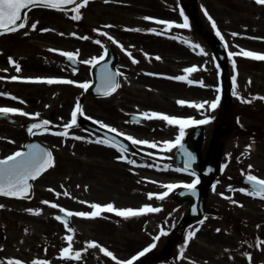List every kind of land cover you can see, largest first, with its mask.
<instances>
[{
  "label": "flooded vegetation",
  "instance_id": "af4514ba",
  "mask_svg": "<svg viewBox=\"0 0 264 264\" xmlns=\"http://www.w3.org/2000/svg\"><path fill=\"white\" fill-rule=\"evenodd\" d=\"M139 3H141L142 14L156 15L167 21L170 20L169 10H160L161 7H155L153 1ZM219 6L223 8L220 9ZM178 8L183 10L184 16L189 14L191 21L188 28H183V32L179 28L178 39H173L169 32L160 35L156 34L158 32H145L143 29L136 32H120V40L116 50V67L120 73L121 82L117 92L114 93L116 97L113 99L111 96L100 98L101 101H109L111 103L110 108L102 107V110L98 112L88 107L85 114L93 122L115 128L121 136H131L138 140L158 144L157 148H148L145 145V151H140L135 155H143L146 151L162 152L163 142L174 141L177 136V134L170 133V129L179 133L178 125H168L167 122L161 120L144 119L143 123L147 122V124L137 123L135 116L139 114L157 112L179 119L197 121L208 119L209 122L203 126L208 128L209 123H211L213 127L209 135L206 131L202 151L206 153L209 147L216 142L220 143L222 149L225 150L221 172L213 186L217 190V185L224 183L223 179L228 178L231 183L228 184L229 188H224V191H218V193H228L232 200L237 203L218 202L211 205V196L214 191L212 187L207 216L197 232V238L206 241L210 250H206L204 246L198 248L188 242L187 256L190 255L195 263L228 264L223 258L229 260L233 256L237 263L243 261L244 264H249L247 256L250 255L251 264H264V245L254 246L258 240H264V211L256 206V203L264 205V200L253 198L238 191L241 188L249 189L242 185L243 179L249 173L264 179V166L256 164L251 169L248 166L245 169V174H241L236 161V155L241 151L251 152L257 149V145L251 144V140L256 138V135L264 136V103H261L260 99H254V97L264 95V88L259 82V80H262V83L264 81V70H261L260 67L264 66V61L252 60L242 55H234L230 58L228 55L230 52L238 53L241 49L264 54V6L256 4L255 0H194V3L192 0H180ZM132 11L133 9L127 8L120 13L121 10L118 9V13L123 17ZM205 11H207L208 16L205 15ZM209 16L212 18L211 21ZM171 18L176 22L182 20L181 15L177 13H174ZM212 21L216 24L215 29L212 27ZM226 24L231 27L225 28ZM191 28L194 29V32L190 31ZM186 30L189 31L186 32ZM217 30L221 33L223 40L216 35ZM233 33L237 35L233 36ZM185 40L190 44L199 45V48L190 47L189 44L183 42ZM216 40L221 43H216ZM203 46H207L209 49L206 53L201 54ZM156 57L161 59L158 60ZM9 58L20 65V72H16L15 67L9 64ZM204 58H209L206 65H204ZM133 59L138 63L133 64ZM233 61L236 65L235 70L233 69ZM31 63H33L31 59L24 60L18 56L15 57L10 49L0 50V94H2L0 95V108L8 107L17 109L18 112L25 109L29 113L38 111L43 113V106L51 103V98L54 97L52 87L55 84L23 81L42 79L43 74L52 75V77L58 76L59 69L54 64H47L42 69L41 64L33 67L30 65ZM194 66L198 68L196 72L184 73L183 69ZM249 67H253L255 70H249ZM60 71L61 79L68 80L72 77L65 71ZM246 72L249 73V76L238 80V75ZM183 75H187L188 81H192V83L174 79ZM234 75L236 77L235 84L232 80ZM13 76L19 79L13 81L11 80ZM217 89L220 91L217 92ZM25 90L29 94L27 99L30 106H27L23 100L26 96ZM217 95L220 96V103L212 110L209 104L215 101ZM11 97H16V99ZM246 100L250 102H243ZM177 101H185L186 103L181 105ZM201 103H204L203 109L189 106V104ZM12 115L21 120L19 114ZM56 116L60 118L54 121ZM255 116L261 120H256ZM47 118L53 120L54 123L34 130L35 135L29 134V123L27 122L19 126L0 120V135L6 134V136H0V159H5L16 151H22L27 141L32 139H39L57 150H62L61 144L65 137L54 135V130H57L56 127L60 123L62 127L69 123H63V120L69 121L70 116L52 112L51 117ZM43 121L45 120H37L36 123L42 124ZM257 121H262L263 125ZM197 126L199 125L187 127L184 139ZM95 136L96 134L88 132L85 149L88 159L97 155L103 165L99 169L88 165L89 173L97 170L102 174V168H104L105 175L108 176L113 172L117 173L124 164L125 169L132 176L127 177L126 180L133 184V167H129L131 164L126 162L127 159H118L123 155L120 151L121 148L117 145L116 147H108L106 144L94 143L92 141H95ZM66 138L68 139V137ZM98 138L107 140L101 136ZM237 142L241 144L235 145ZM229 146L231 149H226ZM92 148H98V150L91 153L89 150ZM57 150L55 151L57 152ZM231 152L232 156L226 161V157ZM54 167L55 164L51 169ZM106 176L103 180L108 182L109 176ZM42 178L36 184V189L41 187L40 184H44L41 188L47 191L35 192V195L29 200L0 196V199L5 201L2 206L4 207L3 204L7 205L3 208L6 212L10 209V202L35 207L31 209L32 214L27 218L26 224H22L20 227L22 230V237L20 238L16 237L15 231L22 218L17 216L11 219L10 216L3 215L1 228L4 234L0 241V264H6L8 259H18L22 264H32L33 260H45L48 264H90V249L84 251L87 243L90 242V236L87 232L76 229V225L81 222L80 220H75L71 233L65 232L62 224H59L55 218L58 215V210L50 206L53 203L59 205L57 195L50 191L57 181ZM113 179L121 180L122 177L116 176ZM146 185L149 187L152 185V188L159 185L161 190L164 189L161 187L162 183ZM161 190L157 194H161ZM153 191L150 190L151 193ZM165 191L166 189L163 190V192ZM175 191L176 189H174V194ZM171 194L172 192L169 193V195ZM216 195L220 197L217 193ZM163 200H167V197ZM43 201L49 203H42ZM85 210L89 211V207L85 206ZM35 212H38L39 215L34 214ZM226 214H228L226 217L228 231L226 229L221 230L222 234L219 235L213 223L217 222L219 216ZM32 215L37 216V218ZM24 220L26 219L24 218ZM94 223L96 224L92 225ZM106 223L116 224L114 220L104 219L101 216L94 218L93 221L88 218L82 220L84 227L98 232L102 231L99 230V227L102 228L103 224ZM186 230L189 229L182 228L181 233L186 234ZM67 235L73 236V251L82 252V258L78 261L60 258L61 249L68 246L64 239ZM234 237L241 238V242H231ZM174 243H176L175 237H171L161 251L158 250L157 245L146 256L140 257V261H135V264H186L181 257L173 254L166 255V251L170 246H174ZM223 244L227 245L229 250L219 252ZM144 246L145 244L138 245L132 253L122 257V260L130 259L131 255H136L142 251ZM174 251H176V247H174Z\"/></svg>",
  "mask_w": 264,
  "mask_h": 264
},
{
  "label": "rangeland",
  "instance_id": "374dc122",
  "mask_svg": "<svg viewBox=\"0 0 264 264\" xmlns=\"http://www.w3.org/2000/svg\"><path fill=\"white\" fill-rule=\"evenodd\" d=\"M132 2H138L139 0H130ZM127 0H95L90 1L87 3L86 6L80 8V19L72 20L71 17L75 15V12H57L52 10H47L43 8H33L31 9L28 14L27 18L29 19V23H35L36 27L41 24V22L47 21L48 24L45 25L47 29L52 28L58 31V35L55 38L58 40L57 44L54 47L56 49V56H51L46 49H43V45H46L47 40L43 37H38V40H28L25 43L22 41H17L15 46H13V50L17 53V56H21L24 60L31 59L33 63L30 65L34 67V65L41 64V68L44 69L45 65L54 64L59 70L57 74L58 78L52 77V75L46 76L43 74V79H60L61 78V71H65L69 75H73V78L69 80L74 81L73 84H55L52 89V93H54V97L51 98V103L43 106V113L36 112L35 117L37 116L38 119H43V117L51 116L52 112H57L64 114L66 116L71 117V112L74 110V107L77 102H79L83 114L85 113L86 108H91L95 111L102 110V107L110 108L111 103L109 101H95L90 96L89 89H81L77 85L80 83H88L91 79L89 75L92 71L91 64H85L83 61L91 60L93 58H99L104 54V46H95L94 44L96 40H99L100 33L103 32V28L101 25L104 23H108L109 26H119L120 30H125L127 32H132L136 30V25L141 21V18L138 13H135V8L138 6L136 3L132 5H127ZM142 2L146 3L147 1L151 0H141ZM155 7H161L163 2L167 3L169 6H175L179 2V0H153ZM131 4V3H130ZM165 4V7H167ZM129 6V7H128ZM222 9V6H219ZM127 8L134 9L131 14H126L125 17L121 16L122 13ZM213 8V7H212ZM118 9L121 10L118 13ZM138 12H141V9H137ZM161 10V8H160ZM178 14V13H177ZM172 15V12H171ZM140 19V21H138ZM78 21V22H77ZM53 23V24H51ZM42 26V25H40ZM155 26H159V24L155 23ZM147 27V26H146ZM208 25L206 26V28ZM231 27V26H230ZM228 24H226L225 28H230ZM189 31V30H188ZM191 32H194V29L191 28ZM32 36L36 34V31L29 30ZM35 32V33H32ZM110 32H115L112 30ZM63 33V35H61ZM72 34V35H71ZM113 36V35H112ZM83 37H88V39H83ZM115 38V36H113ZM21 37L20 39H23ZM6 38H0V48L2 47V43L5 41ZM207 45V44H206ZM209 48L207 46H203V53H206ZM61 52H71L73 54H77V58L80 62H82V67L78 69H71L69 64L65 61V56H62ZM209 61V58H204V65L206 62ZM264 70V66H260ZM255 70L253 67H249V70ZM249 76V73L246 72L244 74L238 75V80L242 77ZM66 80V79H60ZM264 88V81L262 83ZM27 97V90H25ZM264 97V95L262 96ZM114 98V97H113ZM261 103H264V99H260ZM38 114V115H37ZM29 117V115H28ZM27 117V118H28ZM58 118H55L54 121H57ZM256 120H261L257 116H255ZM71 120V119H70ZM63 122H66L63 120ZM263 125L262 121H257ZM32 123V122H31ZM213 125L209 123V127L206 131H208V135L212 130ZM73 131L69 132V136L81 137L80 140L72 139L70 141L63 139L62 147L63 149L59 151V164L51 171L49 174L44 176V180L52 179L57 181L60 185L65 180H69V178L73 179V186H70L69 190H65V193L71 194L70 197L65 195L66 200H70L73 207L78 204L79 211L84 209V201L87 202L86 198L89 194V199H95L98 201V204L101 202H107L108 200L113 201L115 204H118L117 209H127V208H135L139 209L142 206L149 205L151 207L160 208L161 211L157 213H148L146 216H136V217H122V221H115L116 224L111 225L110 223L103 224L102 228L99 227L100 232L94 231L92 229L87 228L86 226L83 227L79 225L77 227L86 230L88 235L90 236V242H96L100 246L104 247L105 249L111 251L113 255L116 257L117 260L123 261L122 257H125L127 254L133 252L138 245H144V248L149 247L151 244L155 243L156 246L158 245V250H162L164 245L167 241L171 238L174 234L175 241L174 246H170V248L166 251V255H174V247H178L181 240L180 239V224L181 218L186 214L188 209V203H175L173 202V195L167 200L160 201V199H156L155 196L153 199H148V191L154 190V194H157L161 188L156 187L152 188V185L149 187L144 182H149L148 184H154L156 182L162 184H184V183H191L194 180L193 176L183 175L180 171L177 172L176 168L171 167L170 165H165V168H168L169 171L161 172L162 168L160 164L157 163L151 153H147L146 156L138 157L137 159L133 158L137 162V167L132 170L133 179L132 183L127 181V177H132L129 172H127L124 168L122 170L127 172L124 174L122 172H117L113 174H109L108 182H105L103 179L105 177L101 176L94 170L92 173H88L87 166L89 164L99 167L100 164L103 165V162L96 157H92L88 159V154L85 149V143L87 140L86 133L79 127H73ZM170 133L177 134L174 129H170ZM264 135V134H263ZM0 136H6V134H1ZM256 138L251 140V144L257 145V149L255 151H241L238 155H236V161L238 164V170L241 174H245V169L248 168L249 165L253 167L256 164L264 166V136L256 135ZM231 143V142H230ZM245 143V142H243ZM229 144V143H228ZM241 144L237 142L235 145ZM226 149H231L230 146L226 147ZM98 148H92L91 153H95ZM174 150L168 151V156H173ZM229 151L227 152V154ZM232 156V152L227 156L226 161ZM158 157V156H156ZM244 164L243 166L241 164ZM124 165V164H123ZM146 165V166H145ZM157 170V171H155ZM168 173L174 174L169 175ZM168 174V175H167ZM122 177L121 180H115L113 177ZM225 176V175H224ZM112 177V178H110ZM152 178H156V182L152 181ZM149 179V180H147ZM61 182V183H59ZM120 182V183H119ZM224 183H219L217 185V190L213 191L211 196V205L220 203H232V198L227 193H218V191H224V188H229L228 184H231L228 178L223 179ZM119 183V184H118ZM59 185L54 184L56 187L54 192L60 194V192L64 193L63 190H58ZM41 187L44 184H40ZM71 187H74V190H71ZM91 187V189H90ZM238 188V186H236ZM157 189V190H156ZM159 189V190H158ZM165 189V188H164ZM161 190V194L163 190ZM60 191V192H59ZM46 192L44 189L39 188V193ZM220 196L217 197L216 193ZM223 194V195H221ZM227 197H230L228 199ZM1 202V201H0ZM2 203V202H1ZM92 204V203H91ZM233 204V203H232ZM4 207L7 206L3 204ZM258 209L264 211V205L260 203H256ZM0 207V225L2 224L3 215L10 216L11 219L14 217H21L22 220L19 221L18 228H16V237H22V230L20 227L22 224H26L28 221V217L31 216V208L25 204H18L16 202H10V209L6 212L3 208ZM223 207V206H221ZM226 208V207H223ZM5 212V213H4ZM77 212V211H75ZM259 212V211H258ZM4 213V214H2ZM27 213V214H26ZM31 213V214H28ZM224 214V213H223ZM25 216V217H22ZM228 214L219 216L217 222L213 223L215 226V230L220 229L218 232L219 235L222 234L221 230L226 229L228 231V227H226V217ZM35 217V216H34ZM24 218L26 220H24ZM81 218V217H80ZM81 220V219H80ZM128 220L130 224L125 222ZM93 221V220H92ZM208 222V220H207ZM96 223L92 224L95 225ZM159 226V228H157ZM168 228V234L161 236L158 241H154V237L159 235L162 227ZM105 227V228H104ZM92 228V227H91ZM195 228L191 229L190 231H194ZM189 231V232H190ZM188 232V233H189ZM187 233V234H188ZM187 234L185 238L187 237ZM192 240V239H191ZM191 242H195L193 245L198 247L204 246L206 249L210 250L209 245L203 239L196 238L193 239ZM231 242H241V238L234 237ZM123 248V249H122ZM183 248L184 250L188 248V246H182L179 248L178 253H176L177 257H181L180 250ZM229 247L224 244V247H220L219 250H228ZM146 255V254H145ZM182 261L186 264H192L194 261L191 259V256H187V251L183 253ZM228 264H244L243 261L237 263L233 256L230 257L229 260L223 258ZM90 264H115V261L111 257H106L99 251V249H90ZM193 264H203L201 263H193Z\"/></svg>",
  "mask_w": 264,
  "mask_h": 264
},
{
  "label": "snow or ice",
  "instance_id": "6c2138e0",
  "mask_svg": "<svg viewBox=\"0 0 264 264\" xmlns=\"http://www.w3.org/2000/svg\"><path fill=\"white\" fill-rule=\"evenodd\" d=\"M105 2H108V0H105ZM88 3V0H81L80 3H77V0H0V35L5 34L7 32H16L20 29H24L26 27V24L24 23V20L26 19V14L22 15L24 10L29 9L30 7L35 6H43L55 10H62L64 5H76L75 8L72 9L73 12L76 14L71 17L72 20H79L81 17L79 15L80 8L86 6ZM255 3L261 6H264V0H255ZM180 15L184 17L183 23L180 24H174L169 21L165 20H154V23L165 26L162 30V32H166L172 28H188V18L184 16L183 10H181ZM205 15L208 16L207 11H205ZM211 21V17H208ZM144 19L150 20L152 18L145 17ZM111 27V26H106ZM212 27L215 29L216 24L214 21H212ZM32 30H36V24L33 23L31 25ZM42 31H50L49 29H43ZM136 31H139V29H136ZM162 32L156 33L157 35L162 34ZM27 35V33H25ZM101 35H107L106 33H100ZM63 35V33H61ZM216 35L220 37L221 40H223V37L221 36V33L217 30ZM233 36H236V33L232 34ZM110 40L111 37H108ZM83 39H88V37H83ZM175 39V37H173ZM186 44H189L192 48H199V45L196 44H190L188 41H183ZM95 43L100 44V40H96ZM225 47L227 45L225 44ZM51 51V50H50ZM62 56H66L67 59L73 63H75L77 59V54H73L71 52H61ZM201 54L203 53V50H201ZM229 57L231 58L234 55H242L245 58H250L252 60L256 61H264V54L256 53L254 51L250 50H244L241 49L238 53H229ZM107 56V51L105 50L104 55L100 56L99 58H93L91 60L83 61L85 64H91L95 66L96 64H99L101 61L105 59ZM156 59H161L160 57H156ZM132 63H138L135 59L132 60ZM9 64L13 65L15 67L16 72H20L21 68L19 64H16L11 58H9ZM236 65L233 61V69L235 70ZM198 70L197 67H190L183 69L184 73L191 74L193 72H196ZM6 71V70H5ZM120 75V73H115L112 76L109 77V81L107 83V86L103 92L105 96L111 95L113 92L116 91V89L119 87V84L115 82L114 76ZM153 75V74H150ZM19 78L16 76L11 77V80L16 81ZM174 79L178 81H187L188 83H192V81H188L187 75L183 76H177ZM233 84H235L236 77L235 75L232 77ZM23 82H30V83H46V84H73L74 81L72 80H60V79H28ZM81 89L87 90L90 85L87 83H80L77 85ZM201 86H203L201 84ZM99 91V90H98ZM220 90L217 89V92ZM236 94L235 92L233 93ZM2 95V94H0ZM12 99H16V97H11ZM254 99H264V97H254ZM245 103H249L250 101H243ZM178 104H185V101H177ZM207 103V102H206ZM220 103V96L217 95L215 101L211 102L209 104L210 109L214 110L218 104ZM190 107H195L198 109L204 108V103L201 104H189ZM8 114H19L27 116L28 113L24 112H18L17 109L14 108H8L3 107L0 108V115H8ZM79 115H83V111L81 109V106L79 102L76 103L74 110L71 112V120L69 123L65 124L64 131L56 132L54 135L68 137L69 132L68 130L73 128L77 125V117ZM38 115V114H37ZM143 119H156L167 122L168 125H178L179 126V135L176 136L174 141H165L163 142V148L162 151H171L172 149L179 148L183 150V144L182 141L185 136V129L187 127H191L193 125H203L208 123V119L204 120H192V119H179L176 117H171L166 114H161L157 112H145L141 114V117L137 118L136 122L139 123V120ZM99 123V122H95ZM49 121L45 120L41 123H33L29 128L28 132L29 134L35 135L36 132L34 130L43 128L44 126L48 125ZM100 128H106L111 133H116L117 135H121L120 133H117V130L115 128H109V126L99 123ZM73 139L80 140L81 137L75 136L72 137ZM125 139L130 141L132 145H146L148 148H157L158 144L156 142H149L146 140H138L134 139L131 136H125ZM97 144H106L108 147H116V144L113 142H109L104 139H97L95 141H92ZM29 150L27 152L24 151H16L14 154L9 155L7 158L0 160V196L5 197H14L18 199H26L29 195V189L31 188V185L29 184L30 180L37 179L43 172H45L49 167L53 166V160H52V153L50 151H46L45 149L41 148L39 145L33 144L28 146ZM120 151L126 152L127 148L122 147ZM151 155V154H149ZM183 155L185 156V163L184 168L180 169L177 168L176 171H188L189 168H191V164L194 161L195 157L187 151H183ZM118 159H126L123 155L121 157H118ZM129 164H134L135 161L133 160H127L126 161ZM146 166V165H145ZM249 169H251V165H249ZM190 175H195V173H189ZM246 180L248 184L250 185L249 189L245 190L243 188L238 189L241 193L251 196L253 198H259L261 200H264V179H260L255 175L247 174ZM200 183L199 178L194 179L191 183H184V184H163L161 187L165 188L166 191L162 194H148V199L151 200L155 196L156 199L163 200L166 196L169 195L174 189H186L190 191L193 195H195V189L197 185ZM213 190L215 191V186H213ZM51 191V189H50ZM184 193L182 192L181 195ZM59 195V194H57ZM64 195H68L67 193H64ZM223 195V194H221ZM230 199V197H227ZM42 203L48 204V201H43ZM233 204H236L237 202L235 200L232 201ZM52 208H58V205L51 204ZM242 207V205H240ZM2 207V205H0ZM89 207L93 210L90 213L85 212H71L66 211L64 208L60 207L59 211L64 214L65 217H73V216H79L83 218L88 219H94L97 217H100L102 213H114L116 216L119 217H135V216H141L145 215L147 213H157L160 212V208L151 207L149 205L142 206L139 209H116L115 206L111 203L107 205H100L96 203H92L89 205ZM32 211V210H29ZM34 214L39 215L38 212H35ZM58 221H61L64 224V227L68 232H72L73 229L69 227V222L67 219H63L61 216L55 217ZM203 220L200 221L201 224H203ZM199 231V229H196L195 231H190L187 234L186 240H185V246H187V243L193 239L196 235V232ZM220 229H217V232H219ZM167 235V232H165L163 229H161L160 234L155 236L153 239L154 241H158L161 236ZM65 241L68 243L67 247H64L60 251V258L65 260H80L82 258V252L81 251H73L72 248V242H73V236L67 235L64 237ZM261 245H264V240H258L257 243L254 245L255 247H260ZM156 247V244L153 243L149 247L144 248L142 251H140L137 255H134L131 257V259H128L126 261H120L117 260L116 257L113 255V253L104 247L100 246L96 242H89L87 243L84 251H87L88 249H99L101 253H103L106 257H111L115 264H135V261L139 260L140 257H143L146 253L150 252L153 248ZM184 249L181 248L180 255L181 258H183ZM249 260V264H251V256H247ZM6 264H22V262L18 259H8L6 261ZM32 264H48L45 260H33Z\"/></svg>",
  "mask_w": 264,
  "mask_h": 264
},
{
  "label": "water",
  "instance_id": "95a60500",
  "mask_svg": "<svg viewBox=\"0 0 264 264\" xmlns=\"http://www.w3.org/2000/svg\"><path fill=\"white\" fill-rule=\"evenodd\" d=\"M80 1L81 0H77V3ZM71 6L73 5H64L63 8H69ZM103 64L104 63L102 64L100 63L95 67L96 76H95V82L92 85L94 94L102 95L106 88L103 85L104 77L102 76L103 69L101 67V65ZM79 121L82 126L88 127V124L82 117H79ZM97 130L100 131L99 129ZM201 137H202L201 131H194L193 133H191L188 136L187 141L183 143V150L179 148L177 149L176 158L174 160V163L177 166L184 168V163L186 158L183 155V151L190 152L195 157V159L192 162L191 168H189L188 171L197 173L201 179V183H199L195 189V195H193L190 191L186 189L178 192L176 195V201L179 202L190 201V209L184 220L185 225H189L201 219V217H203L205 213L206 199L208 197L210 185L217 177L219 171V162L222 153H221V149L218 148L217 146L213 147L210 150L208 158L202 164L200 163V144L202 141ZM29 184L31 185V180L29 181ZM31 191H32V187L29 189V193ZM182 192L184 193L183 195H181Z\"/></svg>",
  "mask_w": 264,
  "mask_h": 264
}]
</instances>
